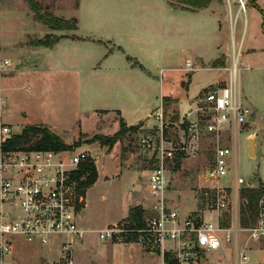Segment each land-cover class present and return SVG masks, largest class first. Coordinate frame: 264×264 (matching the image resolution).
I'll return each instance as SVG.
<instances>
[{
    "label": "rangeland",
    "instance_id": "obj_1",
    "mask_svg": "<svg viewBox=\"0 0 264 264\" xmlns=\"http://www.w3.org/2000/svg\"><path fill=\"white\" fill-rule=\"evenodd\" d=\"M30 1L36 4L37 13L32 10L27 0H0V64L5 59H9L11 62L10 67L0 69V110L3 115L0 122L9 124L18 134H21L28 126L50 128L49 130H55L60 134L58 136L66 144L79 145V147L89 150L94 156L100 151L110 152L113 147L105 146L94 138L96 136L112 137L117 130L119 132L122 129V120L117 116L116 111L109 114H107L108 112H99L98 115L96 112L108 109L106 107L118 106L128 107L134 114V108H129L131 100L119 98L116 94L109 92H100L94 82V77L84 74L83 70L77 68L78 66L62 62L59 67L53 68L52 58H50L49 66L48 60H43V56H47L48 51L35 47L37 42L46 36L51 39L58 37L57 35L61 33L73 31L76 19L70 17L77 19L80 15L82 17L78 7L81 0ZM103 1V6L108 7L114 3L113 0ZM81 3L85 5L86 0H82ZM171 3L177 6L175 2ZM235 6L233 4L231 6V15L233 19H236L235 25L232 24L229 27L225 23L219 33L216 31L215 43L217 46L219 45L221 53L225 56L230 54L232 68L228 75L231 77L232 74L234 75V71L236 72V85L241 102L253 114V121H249L245 126L239 128L236 134L234 170L238 177L251 181L256 187H259L260 184L263 185L261 181L264 183V0H249L246 13L240 10L238 0L235 1ZM236 10L238 14H241L240 17H236ZM83 14L88 21L91 14H85V12ZM50 16L66 23L65 30L51 32L52 30L45 24V19ZM99 22L104 28L109 20H106V16L102 15ZM131 48L133 49V47ZM137 52L145 53L142 49ZM215 55H217L216 52ZM215 55L211 56L209 53V56H201L205 61L204 65L206 66L208 62L218 57ZM234 55V58H237L236 66H233ZM73 64L77 65V63ZM216 65L214 64L213 67ZM36 66L37 68H35ZM208 68L190 72L189 77L187 76L188 90L191 95L199 93L197 101L203 99L205 94L214 88L211 85L223 77V74L219 75ZM184 75V73H176V79L173 81L169 79L167 87L181 92L183 81L181 77ZM2 101H5V104H2ZM166 101L168 105L164 106L165 113L173 126L168 131V137L177 144L181 130L175 124L185 128L186 125H183L180 120L181 112L186 114L195 106L184 103L180 112L171 98H166ZM200 104L204 106L203 103ZM159 109L160 104L153 112ZM143 125L145 122L138 126ZM142 134L144 131L141 133L129 131L119 140L122 143L120 154L122 160L131 158V166H136L138 169L149 167L148 157L140 144ZM249 136L254 137L252 138L256 147L255 157L250 156ZM37 138L33 140L35 141ZM232 141L231 139V143L229 142L230 146L233 145ZM209 142L206 139L202 142L204 151L211 149ZM206 155L207 153H205ZM202 157L201 159H203ZM97 163L100 165V161ZM205 165V161L202 163V161L193 162L186 159L172 164L171 168L178 177L173 180L170 188L173 192L167 196L173 199L174 207L179 209L181 215L194 210L186 216L192 217L208 208L205 194L208 192L211 197V194L215 193L216 189L214 188L217 185H214L213 188L212 184H208L202 170ZM234 170L223 182H231ZM121 182L117 180L109 183L98 181L88 191L93 215L99 222L107 218L114 221L116 215L125 209L128 199L126 194H123L124 189ZM103 196H106L104 200ZM83 199L85 205V197ZM153 203L152 200L151 207ZM239 204L241 209L242 199ZM150 210V208H146L143 211L144 226L141 231L127 230L130 220L126 218L110 227L112 230L123 233L101 242L99 237L96 238L95 243L93 242L95 249L93 252H89V257L84 260L83 264H116L117 260L123 262L125 259L123 246L118 247L112 245L111 242L126 243L141 242L142 240L145 251L161 255L162 247L149 233L144 232L147 219L152 215ZM226 248V251L224 248L207 252L208 254L201 253V264H231L233 262V245L230 244ZM14 250L16 264H53L61 258L58 254V246L41 247L37 244L22 242L16 243L13 253ZM168 254L174 258L171 252ZM247 255L250 257L247 264H264V251L258 252L249 249ZM5 261L10 264L14 261V257L11 255ZM55 264H64V262L60 260Z\"/></svg>",
    "mask_w": 264,
    "mask_h": 264
},
{
    "label": "built area",
    "instance_id": "obj_2",
    "mask_svg": "<svg viewBox=\"0 0 264 264\" xmlns=\"http://www.w3.org/2000/svg\"><path fill=\"white\" fill-rule=\"evenodd\" d=\"M238 1L240 10L246 13L249 0ZM10 66L11 62L4 60L0 69ZM186 66L189 72L199 70L190 61ZM252 115L241 102L234 71L229 84L210 89L181 117L185 128L175 124L181 130L177 144L168 137L173 126L164 103L149 116L151 125L145 128L140 144L148 156L146 184L154 203L144 232L154 238L163 252H171L178 264H199L201 253L218 251L230 244L233 264H245L250 260L247 251L252 243L264 249V194L256 204L254 219L243 226L241 191L256 185L238 177L234 170L236 134L253 121ZM16 135L19 134L12 126L0 123V264H6L5 259L12 255L16 239L41 247L61 239L60 260L74 264L75 245L84 238L79 218L84 208L81 183L85 177L78 178L77 174L89 163L96 165L98 156L74 146L61 150L8 148ZM204 139L210 141L211 149L207 151L202 149ZM178 159L205 161L204 177L213 188L217 185L211 197L208 192L205 194L207 210L192 217L182 218L168 203L167 193L177 177L171 167ZM233 170L231 182L225 184L223 180ZM120 233L123 232L108 229L100 232L99 238L112 239Z\"/></svg>",
    "mask_w": 264,
    "mask_h": 264
},
{
    "label": "crops",
    "instance_id": "obj_3",
    "mask_svg": "<svg viewBox=\"0 0 264 264\" xmlns=\"http://www.w3.org/2000/svg\"><path fill=\"white\" fill-rule=\"evenodd\" d=\"M235 1H212L205 9L189 10L182 5L177 4L176 6L168 0H113L114 3L109 7L103 6V0H86L85 5L81 3V0L78 7L82 17L81 15L78 19L70 17L76 19L77 29L71 33L57 35L59 40L52 47H40L48 51L47 56H43L44 59L41 56L40 58L47 59L49 66L50 58H52L53 68L59 67L62 62L78 66L77 68L83 70L84 74L94 77V82L100 92H109L116 94L119 98L131 100L129 108H134V114L128 107L118 106L106 107L108 109L98 110L96 113L97 115L99 112L109 114L116 111L117 116L127 128L145 122V125L139 126L137 130L141 133L151 125L147 119L158 104L161 106L165 102L166 98H171L180 112L182 104L195 106L198 102L199 93L191 95L188 90L187 76L189 77L190 73V68L186 66L188 61L193 64L194 68H199L198 71L209 67L208 69L219 75L223 74L222 78L211 85L212 87L227 85L231 82L232 76L228 75L232 68L230 54L225 56L221 53L219 45L215 43V33L216 31L219 33L225 23L229 27L232 24L235 25L236 19H233L231 15L232 4L236 7ZM84 12L91 14L88 21ZM102 15L109 20L104 28L99 22ZM240 16L241 14H238L236 10V17ZM51 32L56 33L57 31L52 30ZM112 45L115 47L112 48ZM35 47L39 48V46ZM141 49L145 52L144 54L137 52ZM209 53L211 56L218 57L205 66V61L201 56H209ZM234 57L235 55L233 66H236L237 58ZM214 64H217L216 67H213ZM176 73L185 74L181 77L184 83L181 92L167 87V81L175 80ZM4 102L1 103L5 104ZM183 115L181 112V117ZM0 119H3L1 110ZM45 125L49 128L47 124ZM54 133L60 135L56 131ZM252 137L249 136V140L254 138ZM121 150L122 143L119 141L110 152L104 150L96 155L98 156L97 162L100 161V165L96 162L98 171L96 183L98 181L104 183L122 181L123 194H126L128 202L125 209L116 215L114 221L107 218L99 222L93 215L89 199L88 191L91 187L86 190L85 205L79 218V228L84 232V238L75 245L74 264H83L84 260L89 257V252L94 251V240L99 237V233L111 229L110 227L128 218L130 209L141 208L145 211L146 208H152L150 206L152 200L146 184L147 168L138 169L136 166H131V158L123 161L120 155ZM261 183L264 185L262 181ZM171 192L173 190H169L167 195ZM105 198L106 196L102 197L103 200ZM167 198L169 207L180 214L179 209L174 207L173 199L169 196ZM193 211L180 214V216L186 218ZM99 241L102 240L99 238ZM22 242L25 241L15 240V244ZM60 242L61 239L56 240L50 247L58 246V254L61 256ZM139 242H111L112 245L124 248L125 259L123 262L116 259V264H165L163 248L162 255H157L154 252L145 251L142 240ZM226 246L228 245L222 248H225V251ZM169 247L170 245L166 249ZM250 250L264 251L258 243H252ZM12 257L14 261L11 263L16 264L15 250L14 253L12 252ZM58 262L60 260L53 264Z\"/></svg>",
    "mask_w": 264,
    "mask_h": 264
},
{
    "label": "trees",
    "instance_id": "obj_4",
    "mask_svg": "<svg viewBox=\"0 0 264 264\" xmlns=\"http://www.w3.org/2000/svg\"><path fill=\"white\" fill-rule=\"evenodd\" d=\"M170 2H175L178 5H182L183 7L191 10H201L207 8L212 1L223 2V0H168ZM30 4L32 10L37 13V6L33 1L27 0ZM77 22H75L73 30L77 29ZM45 24L48 28L54 31H62L65 30L66 23L55 18L48 17L45 19ZM59 37H53L49 39L46 36L44 39H41L37 42L36 46L39 47H52L57 41ZM168 102L165 100L164 106L166 107ZM139 126H135L132 128H127L126 124L122 121V129L114 134L110 138H104L102 136H96L94 139L100 141L103 145H108L110 148L114 147V145L124 137L129 131L136 132ZM39 137V138H37ZM34 138H37L35 141ZM94 140V141H95ZM34 141V142H33ZM28 147L31 149H42V150H61L66 148L79 147V145H69L63 142V140L54 132L47 128L28 126L24 128L23 132L19 135H16L13 140L8 143V148L15 147ZM178 159L177 161H179ZM85 177V180L81 183V195L85 197L86 190L92 187L97 179H98V171L95 163H89L83 168L78 174L77 177ZM264 194V186L259 185L254 189H243L241 191V199L243 201V205L241 207V220L243 226H248L250 219H254V210L256 204L260 198ZM247 201V202H246ZM248 216V217H247ZM128 219L130 220V224L127 227L129 231H141L143 229V210L141 208H132L129 210ZM152 242L153 240L150 239ZM162 255V252H161ZM163 258L166 264H178L171 256L165 252L163 253Z\"/></svg>",
    "mask_w": 264,
    "mask_h": 264
},
{
    "label": "water",
    "instance_id": "obj_5",
    "mask_svg": "<svg viewBox=\"0 0 264 264\" xmlns=\"http://www.w3.org/2000/svg\"><path fill=\"white\" fill-rule=\"evenodd\" d=\"M182 86H184V83H182ZM147 120H149V118ZM249 150H250V156L255 157L256 147H255V141L253 139L249 140Z\"/></svg>",
    "mask_w": 264,
    "mask_h": 264
}]
</instances>
